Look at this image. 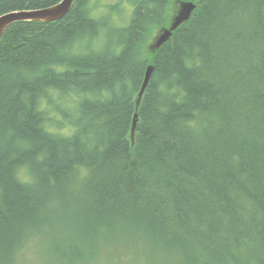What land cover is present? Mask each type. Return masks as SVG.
Masks as SVG:
<instances>
[{
  "label": "trees",
  "instance_id": "obj_1",
  "mask_svg": "<svg viewBox=\"0 0 264 264\" xmlns=\"http://www.w3.org/2000/svg\"><path fill=\"white\" fill-rule=\"evenodd\" d=\"M92 1L2 37L0 264H264V0Z\"/></svg>",
  "mask_w": 264,
  "mask_h": 264
},
{
  "label": "water",
  "instance_id": "obj_2",
  "mask_svg": "<svg viewBox=\"0 0 264 264\" xmlns=\"http://www.w3.org/2000/svg\"><path fill=\"white\" fill-rule=\"evenodd\" d=\"M76 0H62L60 3L44 9L32 11H16L0 16V43L6 30L13 24L19 22H33L41 24H51L63 20L71 11ZM179 10L172 19L169 28H164L155 40L154 49L160 48L173 35V33L183 24L187 23L197 9L194 2H180ZM152 68H149L140 97L149 82Z\"/></svg>",
  "mask_w": 264,
  "mask_h": 264
},
{
  "label": "rangeland",
  "instance_id": "obj_3",
  "mask_svg": "<svg viewBox=\"0 0 264 264\" xmlns=\"http://www.w3.org/2000/svg\"><path fill=\"white\" fill-rule=\"evenodd\" d=\"M91 5L93 6V15L94 16H100V15H103L104 13H105V15L108 14V9H107L108 6H110V7L113 6V7L120 8V9L123 8L126 12L127 11L130 12L132 10L131 8H129L131 6L128 5L126 0H99V3H98V0L97 1L93 0L91 2ZM177 10H178V8H177ZM177 10H176V12H177ZM173 12H175V10ZM176 12L173 13L174 16L176 15ZM125 14H127V13H125ZM127 15H128L127 18L128 17L131 18V15L129 13ZM113 18L115 20V21H113L114 25L122 24L124 26L127 23V18L125 21H124V18L121 19V12L119 9L116 10V13H114ZM158 35H159V31H157L156 34H154L152 36L151 42L149 43L150 46L148 47V49L151 48L153 45H155V40L158 37ZM125 250H127V248L115 247L112 249L113 252H119V253H123ZM139 258L142 260L141 256ZM116 261L119 262V264H134L136 262L135 259H130L128 257H127V259L117 258ZM43 264H56V263H54V262H48L47 263L46 261H44ZM135 264H150V263L143 260V261H141V262L139 261Z\"/></svg>",
  "mask_w": 264,
  "mask_h": 264
},
{
  "label": "bare ground",
  "instance_id": "obj_4",
  "mask_svg": "<svg viewBox=\"0 0 264 264\" xmlns=\"http://www.w3.org/2000/svg\"><path fill=\"white\" fill-rule=\"evenodd\" d=\"M195 12H196V11H195ZM133 15H134V14H133ZM107 17H108V16H107ZM39 24H41V23H39ZM115 30H116V29H115ZM159 35H160V33H159ZM159 35H158V36H159ZM163 48H164V47H163ZM147 56H148V55H147ZM152 57H153V56H152ZM148 58H149V57H148ZM147 60H148V59H147ZM151 63H152V62H151ZM152 65H153V64H152ZM64 134H65V133H64Z\"/></svg>",
  "mask_w": 264,
  "mask_h": 264
},
{
  "label": "flooded vegetation",
  "instance_id": "obj_5",
  "mask_svg": "<svg viewBox=\"0 0 264 264\" xmlns=\"http://www.w3.org/2000/svg\"><path fill=\"white\" fill-rule=\"evenodd\" d=\"M152 51L154 52V45L151 47Z\"/></svg>",
  "mask_w": 264,
  "mask_h": 264
}]
</instances>
